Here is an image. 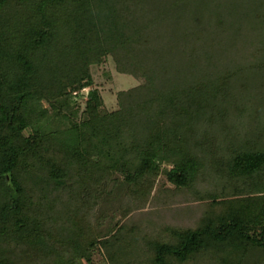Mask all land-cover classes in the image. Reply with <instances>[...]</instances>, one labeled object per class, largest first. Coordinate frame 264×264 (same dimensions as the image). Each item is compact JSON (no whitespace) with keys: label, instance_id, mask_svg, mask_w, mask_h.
<instances>
[{"label":"trees","instance_id":"trees-1","mask_svg":"<svg viewBox=\"0 0 264 264\" xmlns=\"http://www.w3.org/2000/svg\"><path fill=\"white\" fill-rule=\"evenodd\" d=\"M142 3L0 0V264H264V57L224 18L249 2L165 54ZM109 55L145 79L114 110L83 92Z\"/></svg>","mask_w":264,"mask_h":264},{"label":"rangeland","instance_id":"rangeland-1","mask_svg":"<svg viewBox=\"0 0 264 264\" xmlns=\"http://www.w3.org/2000/svg\"><path fill=\"white\" fill-rule=\"evenodd\" d=\"M220 1L221 0H219V2ZM233 1L234 0H231L232 3ZM261 1L264 2V0ZM261 1L242 0V2L245 3L249 2L250 8L247 7L248 10L245 12L249 16L245 17L240 15L239 20H237L238 18H235L236 22L235 19L232 18L234 17L232 13H229V11L224 13L225 20H234L233 24H235V31L239 34L238 39L239 37H241L235 43V46H232L231 48V50L233 51L232 58H236V61L241 65H246L255 61L257 62V57H264V30L259 27L258 23L255 22V17L253 14L256 11L264 12V3L261 4ZM216 2H218V0H211V4L207 3L206 0H143L142 6L148 9V11H159L161 13L163 12L164 14L162 18L159 19V22H161L160 25L155 26L157 28L154 29V32L156 34L158 33V35L160 36L158 41L163 40V44H161V46H165V54L167 51V46L169 47L171 46V44L183 47V42H185L186 38L181 34V32L184 31L185 28L194 29V27H199L200 29H202V27L209 22L212 21L214 23L216 21L214 17H212L213 12L215 11L214 3ZM210 7L211 17H208V11ZM202 8H204L206 12V14L204 13L203 16L202 12H204V10L202 11ZM231 9L233 8L231 7ZM251 11L253 13H251ZM140 13L141 11L138 14ZM199 14H201L200 17L198 16ZM196 15L198 16V18L196 17ZM243 18L246 19L243 20ZM234 28L231 30V32L234 30ZM256 46H259L261 48L263 47V49H260V51L257 52ZM254 53L257 54V57L253 55ZM159 56L160 55L158 54L156 56H153V58L157 59ZM118 57H121V55H119ZM125 60L123 59V62L119 64L116 61V56L109 55L102 62V64H100L96 68H92L94 83L93 85H91V87H87L84 89V100L87 98L86 94L90 88H98L102 95L105 108L108 110H114L119 107V95L121 92L131 91L141 86L145 80L141 75V71L136 70L135 68L133 70L131 69L132 71L129 72L120 71L122 69H120L121 64H125L128 62ZM156 61L158 62V60ZM80 102L82 103V105H84V101ZM263 106H260L258 109L262 108L261 110H263L262 112L264 113ZM258 109L250 110V113H259ZM161 181L165 182L164 175H161L160 182ZM175 205L177 207V204ZM183 205V208L185 209H182L181 215L185 218V216L182 214L184 213L188 217H191L194 214V206L197 204L194 205L193 203L184 202Z\"/></svg>","mask_w":264,"mask_h":264}]
</instances>
